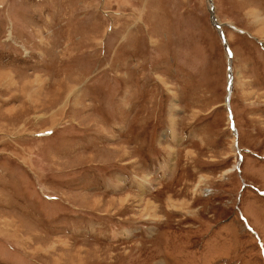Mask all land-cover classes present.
Instances as JSON below:
<instances>
[{"label": "rangeland", "instance_id": "rangeland-1", "mask_svg": "<svg viewBox=\"0 0 264 264\" xmlns=\"http://www.w3.org/2000/svg\"><path fill=\"white\" fill-rule=\"evenodd\" d=\"M0 264H264V0H0Z\"/></svg>", "mask_w": 264, "mask_h": 264}, {"label": "water", "instance_id": "water-1", "mask_svg": "<svg viewBox=\"0 0 264 264\" xmlns=\"http://www.w3.org/2000/svg\"><path fill=\"white\" fill-rule=\"evenodd\" d=\"M212 10H213V13H211L212 14V21H213V23H214V25H215V27L220 31V34L222 35V38H223V40L225 41V36H224V31H223V29L220 27L221 25L220 24H216V22H215V17H214V6L212 5ZM233 29H235L236 31H239V32H242V33H245V30H242V29H237L234 25L233 26H231ZM232 77H231V75H230V80H229V86H228V92H229V95H230V91H231V86H232ZM229 95H228V98H229Z\"/></svg>", "mask_w": 264, "mask_h": 264}, {"label": "bare ground", "instance_id": "bare-ground-1", "mask_svg": "<svg viewBox=\"0 0 264 264\" xmlns=\"http://www.w3.org/2000/svg\"><path fill=\"white\" fill-rule=\"evenodd\" d=\"M213 6H214V4H212ZM211 13H213V10L211 11ZM214 17H215V22H216V24H220L221 26V28L223 29V26H224V24H221V23H219L218 22V20L216 19V16H215V8H214ZM227 25H229V24H227ZM230 27L232 26V25H229ZM236 27V26H235ZM232 28V27H231ZM237 28V27H236ZM238 29V28H237ZM220 32V31H219ZM226 38V37H225ZM230 52V54H231V50L229 51ZM231 56V55H230ZM232 57V56H231ZM231 92V91H230ZM150 201V200H149ZM147 203V202H146Z\"/></svg>", "mask_w": 264, "mask_h": 264}]
</instances>
